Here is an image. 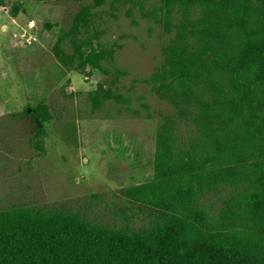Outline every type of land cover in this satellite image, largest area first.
<instances>
[{
	"label": "trees",
	"instance_id": "obj_1",
	"mask_svg": "<svg viewBox=\"0 0 264 264\" xmlns=\"http://www.w3.org/2000/svg\"><path fill=\"white\" fill-rule=\"evenodd\" d=\"M139 1L170 35L147 80L172 107L158 122L154 178L124 191L149 209L148 225L15 206L0 210V264H264V0ZM92 18H41L65 68L102 70L112 58L85 54ZM112 93L93 91V106ZM25 113L49 120L42 102Z\"/></svg>",
	"mask_w": 264,
	"mask_h": 264
},
{
	"label": "rangeland",
	"instance_id": "obj_2",
	"mask_svg": "<svg viewBox=\"0 0 264 264\" xmlns=\"http://www.w3.org/2000/svg\"><path fill=\"white\" fill-rule=\"evenodd\" d=\"M142 7L139 0H0V210L148 225L149 209L124 191L153 180L158 122L172 107L147 83L170 35L152 5ZM83 9L93 16L85 54H112L102 70L62 66L38 26L47 17L70 27ZM103 88L112 96L94 107L90 94ZM39 102L49 112L43 124L25 113Z\"/></svg>",
	"mask_w": 264,
	"mask_h": 264
}]
</instances>
